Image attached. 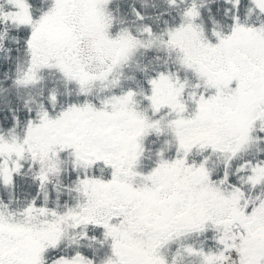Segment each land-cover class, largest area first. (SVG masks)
Here are the masks:
<instances>
[{"label": "snow or ice", "instance_id": "snow-or-ice-1", "mask_svg": "<svg viewBox=\"0 0 264 264\" xmlns=\"http://www.w3.org/2000/svg\"><path fill=\"white\" fill-rule=\"evenodd\" d=\"M0 264H264V0H0Z\"/></svg>", "mask_w": 264, "mask_h": 264}]
</instances>
